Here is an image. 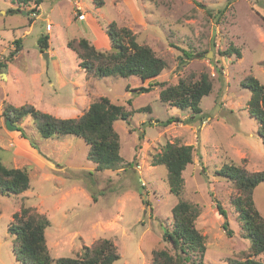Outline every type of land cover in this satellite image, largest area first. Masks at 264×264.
<instances>
[{
    "label": "rangeland",
    "instance_id": "obj_1",
    "mask_svg": "<svg viewBox=\"0 0 264 264\" xmlns=\"http://www.w3.org/2000/svg\"><path fill=\"white\" fill-rule=\"evenodd\" d=\"M77 3L104 31L110 21L126 26L138 43L165 60L159 76L149 80V91L125 89L140 82L136 75L85 78L65 44L83 37L69 24L77 19ZM10 8L16 5L0 0V158L7 166L26 167L30 181L20 194L0 193V264H19L7 227L23 207L48 218L44 235L53 260L75 257L82 246L108 238L119 253L112 264H151L153 250L175 253L163 231L172 227L171 208L180 199L199 209L196 227L206 249L203 257L194 255L196 260L228 264V258H244L249 237L230 202L236 189L216 170L224 163L264 169V143L247 111L251 92L240 84L250 74L264 85V0H104L101 7L92 0H42L38 11L33 2L19 11ZM47 21L56 24L50 32L55 54L46 60L37 41ZM231 45L240 57L223 54ZM201 72L209 75L212 89L199 102L200 114L160 101L162 86L156 82L166 87L182 78L197 79ZM102 95L127 110L150 108L114 121L124 160L115 169L96 171L87 159L89 145L79 136L42 138L29 116L21 131L10 130L2 116L4 105L33 104L56 117H77ZM170 116L180 121L162 125ZM167 141L193 145L177 196L169 192L166 167L153 162ZM253 200L264 217V181L254 188Z\"/></svg>",
    "mask_w": 264,
    "mask_h": 264
},
{
    "label": "trees",
    "instance_id": "obj_2",
    "mask_svg": "<svg viewBox=\"0 0 264 264\" xmlns=\"http://www.w3.org/2000/svg\"><path fill=\"white\" fill-rule=\"evenodd\" d=\"M16 8L8 12L19 11V7L33 2L38 6L42 0H10ZM96 7H101L104 0H92ZM198 5H203L195 1ZM110 47L101 50L86 37L67 40V47L75 52L79 66L82 67L85 78H101L108 75L128 77L136 75L143 82L157 77L166 62L157 56L147 44H140L135 34L126 26H118L115 21H110L105 27ZM38 46L41 52L48 47V36L39 37ZM223 54L232 52L237 57L241 56L240 50L230 46ZM162 88L159 99L169 106L182 110L190 109L192 115L201 113L199 102L201 98L210 93L212 81L209 75L201 72L197 79L182 78L174 85L163 87V82H156ZM149 84V83H148ZM241 86L251 92L247 111L257 121V132L264 143V85L259 80L248 74L240 82ZM154 85V84H153ZM152 85L133 88L146 92ZM129 91V85L125 86ZM149 106L127 110L123 105L111 102L105 96L92 100L88 108L77 117H56L48 112L41 111L33 104L20 106L4 105L2 116L5 125L10 130H22L21 122L25 117L30 121L38 135L42 138L76 135L89 145L87 159L94 163L96 171L115 169L123 163L120 155V137L114 128L117 119L129 120L135 112L149 110ZM176 116L168 117L162 125L178 122ZM23 137L26 138L24 135ZM141 139V136H139ZM30 141V140H29ZM34 146L33 142H29ZM192 144H182L177 141L165 142L162 150L156 154V164H162L167 170V185L169 192L179 195L182 191L184 180L182 171L192 162ZM26 167H13L5 165L0 158V193L20 194L29 188V173ZM216 173L233 182L236 189L230 202L234 207L241 226L249 237L248 252L242 259L228 258V264H264V217L256 208L253 200L254 188L264 181V169L249 171L234 163H224ZM217 210L226 219V213L218 201L215 202ZM199 214L198 206L180 199L171 208L172 227L163 231V238L172 246L174 254L166 249L152 251L151 264H204L203 260H196L195 254L203 257L205 252L204 235L196 227V218ZM49 225L48 218L35 211L32 207H23L12 215L7 230L13 237L12 251L19 264H112L119 258L116 245L111 239L100 238L89 246H82L81 252L75 257H58L53 260L50 256L44 235L45 228ZM223 226L227 234V221Z\"/></svg>",
    "mask_w": 264,
    "mask_h": 264
},
{
    "label": "crops",
    "instance_id": "obj_3",
    "mask_svg": "<svg viewBox=\"0 0 264 264\" xmlns=\"http://www.w3.org/2000/svg\"><path fill=\"white\" fill-rule=\"evenodd\" d=\"M88 19L89 18H86V17H85V19H82V20H79L78 18L77 19L74 18L73 21H70L69 24H70V27H71L70 29H71L72 33L76 34L78 31V33L76 35L82 34L83 37H87L95 45V47H97L99 49L105 47V49H107L108 38H107V35L105 34L102 26L99 24V22L96 18H90V20H88ZM47 22L51 23V21H47ZM51 24H52V27L49 30L46 29V31L44 32V34H46L48 36V47L45 50L47 52V58L50 56H53L55 54V51L53 50L54 48H53L52 43H51L52 38H51L50 32L52 31L53 26L56 23H54V25H53V23H51ZM73 27H75V29ZM67 40L65 41V44L67 43ZM153 79H156V78H153ZM149 80L150 79H147L143 82L140 80V82H138L136 84V86H140V85L144 86V83H149ZM136 86L132 87L131 85H129L130 91L134 90L133 88Z\"/></svg>",
    "mask_w": 264,
    "mask_h": 264
},
{
    "label": "built area",
    "instance_id": "obj_4",
    "mask_svg": "<svg viewBox=\"0 0 264 264\" xmlns=\"http://www.w3.org/2000/svg\"><path fill=\"white\" fill-rule=\"evenodd\" d=\"M81 9L82 8H81L80 4L77 3V5H76V15H77V18L79 20L85 19V13L84 12H81ZM51 27H52V24L50 22H47L45 24V28L47 30H49Z\"/></svg>",
    "mask_w": 264,
    "mask_h": 264
},
{
    "label": "water",
    "instance_id": "obj_5",
    "mask_svg": "<svg viewBox=\"0 0 264 264\" xmlns=\"http://www.w3.org/2000/svg\"><path fill=\"white\" fill-rule=\"evenodd\" d=\"M43 56L45 57V59L47 60V52H42Z\"/></svg>",
    "mask_w": 264,
    "mask_h": 264
}]
</instances>
